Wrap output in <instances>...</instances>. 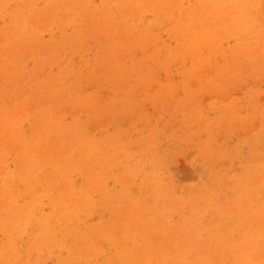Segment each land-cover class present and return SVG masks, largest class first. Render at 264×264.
I'll use <instances>...</instances> for the list:
<instances>
[{
    "label": "rangeland",
    "instance_id": "374dc122",
    "mask_svg": "<svg viewBox=\"0 0 264 264\" xmlns=\"http://www.w3.org/2000/svg\"><path fill=\"white\" fill-rule=\"evenodd\" d=\"M0 264H264V0H0Z\"/></svg>",
    "mask_w": 264,
    "mask_h": 264
}]
</instances>
